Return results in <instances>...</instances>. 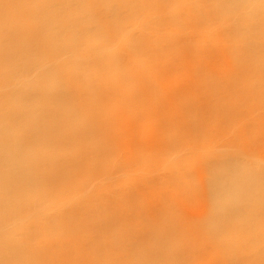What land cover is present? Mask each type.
I'll use <instances>...</instances> for the list:
<instances>
[{"label": "bare ground", "instance_id": "obj_1", "mask_svg": "<svg viewBox=\"0 0 264 264\" xmlns=\"http://www.w3.org/2000/svg\"><path fill=\"white\" fill-rule=\"evenodd\" d=\"M0 44V264H264V0H0Z\"/></svg>", "mask_w": 264, "mask_h": 264}, {"label": "rangeland", "instance_id": "obj_2", "mask_svg": "<svg viewBox=\"0 0 264 264\" xmlns=\"http://www.w3.org/2000/svg\"><path fill=\"white\" fill-rule=\"evenodd\" d=\"M53 0H49V3H51ZM86 1H88V0H86ZM39 10H40V12H39V14L35 17V18H33V19H23V18H20V20L18 19L17 20V22H18V25H20V24H23V23H26V22H33V23H35V22H39V21H41L42 20V17H44V13H45V10L46 9H42V8H39ZM76 9H73L72 11H75ZM71 11V9L70 10H68L66 13H64V14H67V13H71L70 12ZM53 13H54V15H53V17H57V16H60L59 15V13L58 12H56V11H53ZM63 15V14H62ZM14 22V21H13ZM2 31V30H1ZM21 44H25V43H20L18 46L19 47H21ZM0 46H1V44H0ZM14 50H11V51H9V55H14Z\"/></svg>", "mask_w": 264, "mask_h": 264}]
</instances>
